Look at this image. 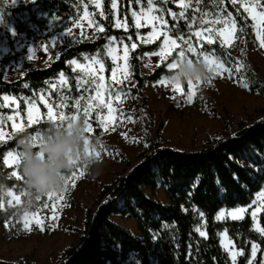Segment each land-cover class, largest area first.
Listing matches in <instances>:
<instances>
[{"label": "trees", "instance_id": "16d2710c", "mask_svg": "<svg viewBox=\"0 0 264 264\" xmlns=\"http://www.w3.org/2000/svg\"><path fill=\"white\" fill-rule=\"evenodd\" d=\"M178 0H153L167 21L170 35L180 36L193 43L198 50L203 49L210 55L221 60L227 69L233 70L238 63L239 75L248 90L253 94L264 96V79L260 76L255 63L246 55L247 45L254 39L252 21L231 0H195L187 9L175 5ZM119 14L126 19L127 31L119 30L113 24V8L111 0H104V18L97 12L89 0H35L23 7L10 8L6 0H0V11L3 12L4 23L8 14L28 12L30 21L43 32L49 20L56 19L64 22L63 28L72 25L81 14L83 6L93 14L104 31L92 41H81L57 52L49 46V62L42 67L27 69L14 81L6 79V70L12 62L22 57L26 50L13 52V41L9 40L10 51L0 58V100L3 96H14L19 105L25 109V100L33 99L38 92L44 91L48 83L57 79L62 73L69 88L61 95L53 94V103L64 100L66 114L76 113L75 100L83 96L78 90L76 73L70 62L81 61L86 55H99L106 63L107 76L110 75L112 64L106 56L105 47L108 37L124 40L127 44L133 41L136 47L130 50V85L113 83L116 89H122L125 94L136 99L137 109L129 112L114 103L117 122L131 117L143 123L141 137L138 141L140 151L137 163L134 165L123 152L118 151L127 172L116 177L109 185L102 184L100 192L92 207L86 208L83 238L77 247L68 248L62 252L59 264H231L228 254L220 244L219 233L227 229L238 248L244 250L237 264H246L249 258L251 241H256L264 248V239L253 230V222L249 216L242 220L218 222L215 220L221 209L247 207L264 186V108L260 117L251 123H240L236 130L229 134L209 140L198 150H183L153 139V113L149 108V99L144 93L146 86L155 84L166 76L169 69L167 62L175 58L173 52L160 65L149 68L145 54L157 52L161 40L142 44L137 40L138 34H144L149 28H136L129 14V5L147 7V0H118ZM264 4V0H260ZM239 7V11L237 8ZM44 17H38L33 10ZM224 13L231 12L236 22L234 45L240 49L237 58L230 49L217 38L213 42L199 40L195 36L197 29L208 27L205 21L216 18L218 9ZM171 10L176 18L170 16ZM199 9V11H197ZM183 11L184 15L179 13ZM210 13L201 23V14ZM193 16L196 17L193 20ZM17 31L45 40L46 36L24 23H17ZM6 35L9 30L5 28ZM131 37V39H128ZM0 35V42H1ZM196 59L193 54H189ZM212 79V75H211ZM187 90V83L183 84ZM81 99V100H83ZM14 112L11 107L0 105V116ZM93 130L92 136H102L100 123L94 116L90 119ZM50 123L40 121L17 133L11 139L0 142V182L6 183L13 190L21 191L22 181L11 176V169L3 163V154L9 150H17L16 140L24 131L33 133L45 130ZM235 134V135H233ZM104 145V149L112 147ZM103 151V150H102ZM231 157V159H230ZM256 165L257 167H253ZM236 174V179L233 178ZM195 185V187H193ZM163 189L168 202L157 198V190ZM200 212L204 216H200ZM130 217L137 223L140 236L113 221V216ZM205 220L206 237H201L196 227ZM261 227H264V212L260 216ZM264 259V251H260L255 264ZM0 264H35L32 258L26 257L15 262L0 259Z\"/></svg>", "mask_w": 264, "mask_h": 264}, {"label": "rangeland", "instance_id": "374dc122", "mask_svg": "<svg viewBox=\"0 0 264 264\" xmlns=\"http://www.w3.org/2000/svg\"><path fill=\"white\" fill-rule=\"evenodd\" d=\"M34 1L35 0H6L8 6L12 9L23 7ZM89 2L96 8L99 15L104 18V0H100V7H97L95 0H89ZM244 2L252 3V0H244ZM175 5L182 10L185 9L179 0ZM237 5L239 6V4ZM148 8L149 5L147 7H142L140 4H138L137 7L132 4L129 5V14L131 17L133 18V11L140 16L139 28L136 26V21L133 18L136 28H149L148 32H150L153 29V25H155L157 30V35L154 38L150 39L147 36V32L138 34L137 40L142 44H150L160 39L161 48L165 33L172 39L176 38L170 35L167 24L161 25L157 20L145 19L146 15L163 16L165 19L164 14L160 11L158 6L155 5V8H153L150 13L148 12ZM240 8L244 11L242 7ZM142 9L144 10V15H141ZM33 10L37 13L36 8H33ZM119 11V2L117 0V7L113 9V24L116 29L127 31L128 26L126 28L115 26L117 21L121 24L126 22V19L120 16ZM256 11H264V8L258 7ZM101 12H103V15H101ZM172 13L174 12H170V16L176 18L177 16H173ZM37 14L38 17H44L41 13ZM246 15L252 21L254 31V39L247 45L246 55L255 63L260 76L264 79V47L261 46L260 41L257 39V31L260 30L262 26L256 21H253L248 13H246ZM8 17V21L4 23L3 12L0 11V35L2 37L0 42V58L7 55L10 51L9 40L13 41V52H21L23 49L26 50V53L20 57L18 61L12 62L8 66L6 70V79L8 81H14L27 69L45 66L50 59L49 46L54 48L57 52H60L62 49L75 43L92 41L104 31L103 26L95 20L93 14L86 6H83L80 17L69 27L63 28L64 22L51 19L43 32H38V28L31 23L29 14L26 11L16 14L9 13ZM18 22L24 23L28 27L36 30L38 34L46 36V39L37 40L25 33H19L16 29ZM205 22L209 24L207 27L209 31L203 33V35H211V42L217 38L238 58L241 53L240 49L234 45L236 28L233 30L230 25L226 27L222 22V18L220 20L209 18ZM5 28L9 30L10 37L6 35ZM217 29H223L227 39L222 37L220 32L216 31ZM69 32L71 35H69ZM198 39L209 42L208 40H204L203 37ZM176 40L179 46H185L184 41L186 40ZM145 41L148 42L145 43ZM124 44H127L124 40L115 39L114 41H109L105 47V51L106 56L112 64V69L116 68L117 70L116 80L130 85V75L127 77L125 75V73H130V66L129 59L126 61L123 58ZM132 44L135 43L131 41L130 45L127 44L129 46V54L130 50L133 49L131 47ZM110 45L115 49L112 56L107 54ZM160 48L157 52L145 56L144 61L149 68L160 65L168 56L177 51L175 46L168 49L165 57L162 59L155 54L159 53ZM92 57H97L99 60L103 61L104 69L102 73L99 70V64L93 61ZM113 57L118 58L114 59ZM75 61L77 62L76 64H72L71 62L70 64L73 70L78 73V77H80L82 83L92 79L88 72L89 66L97 73L95 77L97 83H99V75L102 74L105 78V87L101 89L104 104H100L99 101L95 99L92 100L93 108L89 120L92 116L97 120V114L103 117V126L100 124L102 128L101 141L102 144L112 147V150L105 149L101 151L100 155L103 159V166L99 175H91L85 172L83 168L75 169L78 175L75 178L74 186L70 182L65 190L60 192L63 199L55 200V207H53V201L49 200L47 196L43 197L38 202V207L30 213H35L36 218L43 221L42 226L36 224L35 220L30 218V230L23 229L22 216L17 211V203L13 200V202L9 204L8 201L10 197L4 200L3 207H0V259L2 261L15 262L19 259L30 257L35 264H59L60 256L63 251L68 248L77 247L81 243L84 230L85 210L86 208L92 207L95 203L101 185L111 184L116 177L122 176L128 171L121 161L118 151L123 152L134 165L138 162L137 157L140 151L138 141L142 134L143 123L131 117L125 118L121 123H118L114 108V103H118L124 110L133 112L137 109L136 99L128 96L124 92L123 95L116 98V88L113 87V83H116V81L112 79V70L110 75L107 76L106 63L99 55H86L83 60ZM80 64L84 65L83 69L78 66ZM224 67L226 68L225 65ZM239 68L240 65L237 63L233 67L231 74L224 70H219L218 73H211L212 79L210 82L206 81L196 85L195 94L191 102L187 100V90L185 89L183 92H178L175 91L170 84H161L160 82L146 86L144 93L149 99V108L153 113V139H158L160 142L167 143L177 149L198 150L201 149L207 141L223 137L229 134L230 131L236 130L240 123H251L257 120L264 108V96L253 94L248 88L243 86L244 82L240 78ZM53 85L55 86L53 87ZM68 88L69 85L66 77L64 76V80H61L59 75L57 79L48 83L46 90L38 92L33 99H26L25 109L20 107L19 100L14 96L9 97H14L15 102L11 100L5 102L3 96L0 100V105L11 107L14 110V112L9 115H14L16 112H19L20 115L15 117V122L22 124L25 130L40 121H49L47 118V107L44 101L40 99L41 95L44 96L48 104L53 105L54 115L58 114L60 110L65 111L64 107H58L61 104L64 105L65 101H59L58 104H54L53 94L61 95L67 91ZM85 88H87V91H85ZM78 90H82L84 99L81 100L80 109H76V112L79 111V117L84 118L83 108L87 105L88 98L95 96L96 85L85 83L84 87H78ZM108 103L112 105L111 113L106 106ZM29 108L35 109L34 117L36 119L33 123H29L27 120V111ZM9 115L0 116V121H2L0 127L5 130L7 135V138L2 142L8 141L14 135L21 132L13 131V122L7 120ZM98 122L100 123V121ZM89 134L91 135L92 132ZM5 166L9 167L7 165ZM81 171H83L82 175L79 174ZM14 191L17 194L21 192L19 190ZM157 198L162 202H168L163 189L157 190ZM244 208L246 211L240 214V218L233 219L231 216L227 215V212L231 209H224V218L215 220L218 222H226L242 220L246 216H249L253 222V230L257 232L254 228V224L258 223L261 227L260 216L264 212V201H261L257 193L250 205ZM253 208L259 209L255 220L251 215ZM112 219L114 222L129 228L134 235L140 236L137 223L130 217L117 215L113 216ZM197 227L205 231V220L202 219ZM219 239L220 241L222 239L220 235ZM224 239L225 245L222 246V248L226 253L227 249H231L233 252H237L240 249L237 247L234 240L230 238L228 233ZM228 241L232 243L229 244ZM259 252L260 250L258 249L257 256ZM241 256L242 255L237 256V262ZM229 259L231 261L230 256Z\"/></svg>", "mask_w": 264, "mask_h": 264}, {"label": "snow or ice", "instance_id": "6c2138e0", "mask_svg": "<svg viewBox=\"0 0 264 264\" xmlns=\"http://www.w3.org/2000/svg\"><path fill=\"white\" fill-rule=\"evenodd\" d=\"M95 2H96L97 7H100V0H95ZM179 2L182 4L183 8L187 9L190 6V4L193 2V0H179ZM195 2L198 4L199 0H195ZM136 3H140V0H136ZM220 3H222V0H217V5H219ZM231 3L233 5L239 4V6L242 7L244 9V11L251 16L253 21H256L259 25L262 26V28L257 31V39L260 41L261 46L264 47V11H260V12L256 11V9L258 7L259 8H264V4H261L260 0H252V3H245L244 0H231ZM147 4L149 5L148 12L150 13L152 11V9L155 8V5L153 3V0H147ZM111 6H112L113 9H115L117 7V0H111ZM160 11L163 12L165 10L164 9H160ZM167 11L171 12L170 9L167 10ZM197 11H199V9H197ZM237 11H239V7L237 8ZM101 15H103V12H101ZM141 15H144V10L143 9L141 10ZM172 15L175 16L176 14L172 13ZM179 15L183 16L184 12L181 11L179 13ZM207 15H210V13H202L201 14V23L204 22V18ZM132 16H133V18L136 21V26L139 28L140 27V24H139L140 16H138L135 11L132 12ZM221 18H222V22L225 24L226 27L230 25L231 28L233 30H235L236 22H235V19L232 16L231 12H227L225 14L222 8L218 9L217 14H216V19L220 20ZM145 19H147V20H157V21H159V23L161 25H166L167 24V21L163 18V16L146 15ZM195 19H196V17L193 16V20H195ZM115 26L116 27H125L126 28L127 24H126V22L121 24L119 21H117ZM208 31L209 30L207 28L197 29L196 32H195V36L197 38L203 37L204 40H208L209 42H211V40H212V36L211 35H203V33H206ZM216 31H219L220 35L222 37H225V39H227L223 29H217ZM69 35H71L70 32H69ZM156 35H157V30H156L155 25H153L152 31L148 32L147 36L151 39V38L156 37ZM107 39L109 41H114L116 38L108 37ZM128 39H131V37H128ZM177 39H179L180 41H184V37L183 36H180ZM147 42L148 41H145V43H147ZM184 44H185V46H183V47L179 46L177 44V40L176 39H172L167 33H165L164 37H163V45L161 46L159 53H155V54L163 59L165 57V55H166V51L168 49L173 48L175 46L177 48V51H176V54H175V58H172V59H170L169 62H167V68L169 70H173V69H176L178 67V60L182 62L185 58H189L190 62H191L192 58H191V56H189V54H193L196 57L195 60H201L202 59L204 62L207 63L211 73H218L219 70H224V71H227V72H229L231 74V69H226L224 67V63L221 60H219L218 58H215L214 56L210 55L208 52H205L203 49H199L198 50L196 47L193 46V43H191L190 40L189 41H184ZM131 47L135 48L136 45L132 44ZM114 50H115L114 47H112L110 45L107 54L109 56H112ZM145 55H148V54L146 53ZM113 58L117 59L118 57H113ZM123 58L126 61L129 59V46L127 44H124V57ZM92 60L99 64V66H100L99 70L102 73L103 69H104L103 61L99 60L97 57H92ZM71 63L72 64H76L77 62L74 60ZM78 66L81 67L82 69L84 68V65H82V64H80ZM116 71H117L116 68L112 69V73H113L112 79L114 81H116L117 84H119V83H121V81L116 80ZM88 72H89V75L92 77V79L90 81H84L82 83L81 80H80V77H77V85H78V87H84L85 83L95 84L96 85L95 96L88 98L87 105L83 108L84 122H85V124L87 126L88 132L91 133L92 130H93V126H92V123L89 120V116H90L91 110L93 108L92 100L95 99V100L99 101L100 104H104V100H103V95H102L101 89H103L105 87V85H104V79L105 78H104V76L102 74L99 75V77H98L99 83H97V80L95 78L97 76L96 71L94 69H92L91 66H89ZM125 75L127 77L128 75H130V73H125ZM60 77H61V80H64V76H63L62 73L60 74ZM210 81H211V76L207 79V82H210ZM159 82L161 84H170L175 91H178V92H183L184 91V87H183L182 84L174 83L172 80H170L167 77V75L162 77ZM200 83H202V81H200V80H196V81L188 80L187 81V100H188V102H191V100H192V98H193V96L195 94L196 85H198ZM54 86L55 85H53V87ZM243 86L245 88H247V87H249V84L248 83H244ZM85 91H87V88H85ZM121 95H123V90L122 89H116V92H115L116 98H119ZM3 99H4L5 102H8L9 100L15 102V98L14 97H9L8 95H5L3 97ZM40 99L42 101H44L45 106L47 107V118H48V120L51 121V122H54L57 126L70 127L69 121L72 120V119H75V118H79V111H77L74 114H66L65 111L60 110V111H58V114L54 115L53 114L54 113L53 105L48 104V102L45 100L43 95H41ZM67 99H68L67 97H64V100H67ZM81 99H83V97L77 98L75 100L74 107L77 110L80 109ZM64 106L65 105L61 104L58 107L59 108H63ZM106 106H107L109 112L111 113L112 112L111 103H108ZM34 111H35L34 108H29L28 111H27V120H28L29 123H33L34 120L36 119L34 117ZM19 115H20V113L16 112L14 115H9L7 117L8 121H12L13 122L12 123V129H13V131H16V132L24 130L22 124H19V123L15 122V117L19 116ZM97 120L100 121L101 126H103V117H101L99 114H97ZM0 123H2V121H0ZM41 134H42V131L37 130V131L32 133V136H33L34 140L38 141V138L41 136ZM233 135H235V134H233ZM6 138H7V135H6L5 130L2 127H0V142L4 141ZM99 149L100 150H99L98 155L101 154L102 150H105L104 149V145L102 143L100 144ZM230 159H231V157H230ZM261 159H264V156H261ZM3 163L10 167L11 176H13V177H15L17 179H20V180L22 179L21 175H20L19 168H18V165H19V153H18L17 150H9L6 153H4L3 154ZM252 166L253 167H257L256 165H252ZM79 174L82 175L83 171H81ZM77 175H78V173L76 172V170H73L72 173L65 180V188L69 185L70 182L74 186V181H75V178L77 177ZM233 178L234 179L237 178L235 173H233ZM193 187H195V185H193ZM23 195H24L23 192H20L19 194H17L13 190V188H11V190L9 191V194H8V197H10L8 203L11 204L13 202V200H14L18 204L20 202V200H21V197ZM258 195L260 196L261 201H264V186H262L261 191L258 193ZM47 198L49 200L53 201V207H55L54 201L57 200V199H63V196H61L60 193H49L47 195ZM3 203H4V201L0 200V207H3ZM245 211H246V209L244 207H236V208H233V209L229 210L227 212V215L231 216L233 219H237V218H240V214H243ZM258 211H259L258 208H253L252 211H251V215H252L254 220H255V218L257 216V212ZM199 214H200L201 217L204 216L203 212H200ZM224 216H225V211H224V209H221L217 213L215 219L221 220V219L224 218ZM30 218L34 219L36 224L42 226L43 221L38 219V218H36V214L35 213H26V214H24L22 216V227H23V229L30 230V228H29ZM254 228L261 235L262 239H264V227H260L258 225V223H257V224H254ZM196 231L199 233V235L201 237H206L207 236V233L205 231H202L200 229V227H197ZM219 235L222 238L221 241H220L221 246H224L225 245V239L224 238L227 236V229H225L223 232H220ZM228 243L230 244L232 242L228 241ZM250 243H251L250 254H249L248 260L246 261V264H255V258L257 256L258 249L260 251H264V248H261L260 245L256 241H251ZM227 253L231 257V264H237V256L238 255H243L244 254V250L243 249H239L237 252H233L231 249H227ZM259 264H264V259H261L259 261Z\"/></svg>", "mask_w": 264, "mask_h": 264}, {"label": "clouds", "instance_id": "9594fccd", "mask_svg": "<svg viewBox=\"0 0 264 264\" xmlns=\"http://www.w3.org/2000/svg\"><path fill=\"white\" fill-rule=\"evenodd\" d=\"M174 83L184 84L188 80L206 82L211 72L203 60L185 58L178 60V67L167 72ZM70 127L50 123L34 140L31 133L18 135L16 144L19 153L22 199L17 204L23 216L38 207V202L49 193H60L65 189V180L77 168L91 175L102 171L103 159L99 153L100 136H92L84 118L69 121ZM11 187L0 182V200L8 198Z\"/></svg>", "mask_w": 264, "mask_h": 264}]
</instances>
